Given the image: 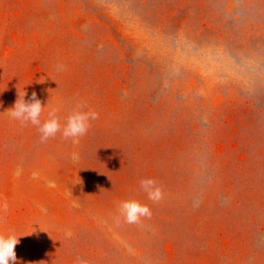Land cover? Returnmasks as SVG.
Masks as SVG:
<instances>
[{"label": "rangeland", "instance_id": "obj_1", "mask_svg": "<svg viewBox=\"0 0 264 264\" xmlns=\"http://www.w3.org/2000/svg\"><path fill=\"white\" fill-rule=\"evenodd\" d=\"M0 264H264V0H0Z\"/></svg>", "mask_w": 264, "mask_h": 264}, {"label": "crops", "instance_id": "obj_2", "mask_svg": "<svg viewBox=\"0 0 264 264\" xmlns=\"http://www.w3.org/2000/svg\"><path fill=\"white\" fill-rule=\"evenodd\" d=\"M202 255H203V253H201V256H200L199 260H201L203 258Z\"/></svg>", "mask_w": 264, "mask_h": 264}]
</instances>
